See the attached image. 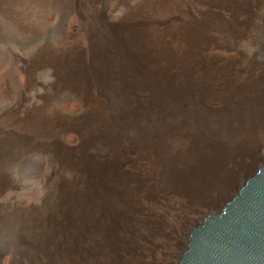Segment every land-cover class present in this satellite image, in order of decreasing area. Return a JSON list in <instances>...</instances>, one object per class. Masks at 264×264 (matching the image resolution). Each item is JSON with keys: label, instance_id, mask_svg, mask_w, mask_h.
I'll return each mask as SVG.
<instances>
[{"label": "bare ground", "instance_id": "6f19581e", "mask_svg": "<svg viewBox=\"0 0 264 264\" xmlns=\"http://www.w3.org/2000/svg\"><path fill=\"white\" fill-rule=\"evenodd\" d=\"M197 1L201 4L202 0ZM169 3L143 0L138 7L128 6L133 18H127L120 57L112 62L97 55L91 36L87 51L71 44V48L62 46L43 55L42 65L56 76L55 92L70 101V107L60 112L54 104H45L26 120L6 118L0 128V217L11 218L16 225L10 252L1 255L2 264L124 262L118 250L127 243V216L137 191L128 185L127 139L137 134L139 141L133 148H141L160 164L164 186L195 201L209 189L210 177L222 175L216 176L214 170H221L226 156L256 145L254 131L264 129V90L254 93V78L240 85L232 83L230 94L228 89L218 90L222 99L218 110L203 103L213 96L203 77L193 80L187 89L191 106L183 117L171 112L174 119H164L170 114L161 108L171 105L181 90L175 82L176 67L187 61L188 49L196 59L199 45L211 39L200 25L190 29L172 25L170 15L162 21L160 11ZM224 3L229 5L231 0ZM209 8L200 12L201 24L229 30L237 25L233 12L221 14ZM263 44L264 40V49ZM198 59L203 76L213 66L217 78L226 79L224 68L216 63L219 57L198 55ZM235 93L239 101L232 97L228 107ZM187 122L190 129L184 127ZM144 124L153 125L152 135L140 126ZM27 154L42 157L47 172L38 181L45 185L39 203L17 200L14 180L2 168ZM108 245L114 247L113 255L101 257L99 252Z\"/></svg>", "mask_w": 264, "mask_h": 264}, {"label": "rangeland", "instance_id": "374dc122", "mask_svg": "<svg viewBox=\"0 0 264 264\" xmlns=\"http://www.w3.org/2000/svg\"><path fill=\"white\" fill-rule=\"evenodd\" d=\"M224 1L202 0L200 4L197 0H170L167 10L160 11L162 21L168 20L166 18L170 15L172 25L179 24L186 29L200 25L204 32L209 33L210 41L202 44V47L199 45L195 57H219L216 63L224 68L226 77L223 81L219 80L213 66L207 68L203 76L201 67H198L199 59L192 58L188 49L187 61L176 67L175 82L181 90L177 92L171 105L161 108L165 112L168 110L170 114L165 120L174 119L175 116L183 117L192 102L188 86L201 77V81L213 90L212 98L204 99L203 103L214 107V110L221 109V89H228L230 94V86L240 85L248 78L256 79L254 93L258 88L264 90V0H231L229 5H225ZM141 2L143 0H92L89 3L86 0H0V128L7 121L6 118L27 119V115L35 109L43 108L45 104H54L60 112L67 110L70 101L63 100L62 94L55 92L56 76L53 69L42 65L43 55L62 46L71 48V44H77L81 50L87 51L91 36L98 46L97 55H102L106 62H112L120 57L118 52L125 41V35L127 36V18H133L128 13V6L138 7ZM232 2L233 7L230 6ZM204 7L215 9L213 11L217 10L221 14L233 12L237 25L229 30L201 24L198 21ZM85 55L88 54L85 52ZM231 98L234 102L239 101L236 93ZM232 99L228 107L233 104ZM140 126L148 129L150 136L153 125ZM184 127L190 129L192 125L187 122ZM146 130L144 136L147 134ZM254 133L256 145L246 152L226 156L221 170H214L216 176L218 173L222 175L218 179L210 177V190L203 195L204 200L196 201L187 200L185 196L173 193L164 186L160 180V164L141 148H133V144L139 141L140 134L127 139L128 185L137 191L127 216V243L118 250L124 262L119 261V264H178L179 257L186 248V236L191 227L200 223L207 213L220 210L246 178L262 165L264 129L256 128ZM223 134L222 141L226 137ZM164 138L173 142L166 135ZM42 159L27 154L2 166L5 174L14 180V196L17 200L40 202L45 185L38 181H41V174L47 173ZM204 174L208 176L207 173ZM15 232V222L9 217H0V264L3 254L5 256L10 252L9 245L13 243L12 236ZM111 246H106L99 255L112 256L114 247ZM93 264L103 263L96 261Z\"/></svg>", "mask_w": 264, "mask_h": 264}, {"label": "water", "instance_id": "95a60500", "mask_svg": "<svg viewBox=\"0 0 264 264\" xmlns=\"http://www.w3.org/2000/svg\"><path fill=\"white\" fill-rule=\"evenodd\" d=\"M179 264H264V161L220 210L191 227Z\"/></svg>", "mask_w": 264, "mask_h": 264}]
</instances>
